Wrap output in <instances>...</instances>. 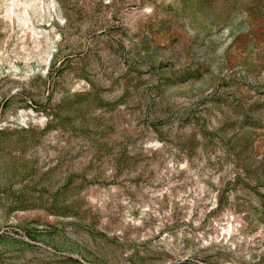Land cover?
I'll return each mask as SVG.
<instances>
[{
  "label": "rangeland",
  "instance_id": "rangeland-1",
  "mask_svg": "<svg viewBox=\"0 0 264 264\" xmlns=\"http://www.w3.org/2000/svg\"><path fill=\"white\" fill-rule=\"evenodd\" d=\"M0 264H264V0H0Z\"/></svg>",
  "mask_w": 264,
  "mask_h": 264
}]
</instances>
